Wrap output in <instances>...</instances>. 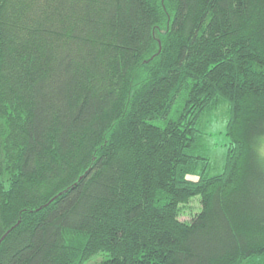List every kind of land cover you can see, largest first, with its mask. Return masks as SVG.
Listing matches in <instances>:
<instances>
[{
	"label": "trees",
	"instance_id": "16d2710c",
	"mask_svg": "<svg viewBox=\"0 0 264 264\" xmlns=\"http://www.w3.org/2000/svg\"><path fill=\"white\" fill-rule=\"evenodd\" d=\"M0 264H264V0H0Z\"/></svg>",
	"mask_w": 264,
	"mask_h": 264
},
{
	"label": "rangeland",
	"instance_id": "374dc122",
	"mask_svg": "<svg viewBox=\"0 0 264 264\" xmlns=\"http://www.w3.org/2000/svg\"><path fill=\"white\" fill-rule=\"evenodd\" d=\"M229 116V105L227 101L220 98L215 99L207 112L203 114L199 120V125L203 135L201 137L203 144L207 147L209 153V167L207 174H214L223 167L228 136L226 134L227 122ZM201 174V167L193 169L188 173L187 177L196 180ZM199 206V200H191L183 209L181 219L189 220L192 214L196 212Z\"/></svg>",
	"mask_w": 264,
	"mask_h": 264
}]
</instances>
